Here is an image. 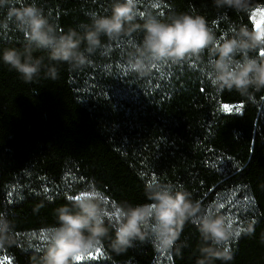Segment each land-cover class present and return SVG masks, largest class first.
Instances as JSON below:
<instances>
[{"label": "trees", "instance_id": "1", "mask_svg": "<svg viewBox=\"0 0 264 264\" xmlns=\"http://www.w3.org/2000/svg\"><path fill=\"white\" fill-rule=\"evenodd\" d=\"M25 2H35L57 31L82 32L94 14H110L113 0ZM257 6L264 0H249L242 13L216 9L213 0L137 2L138 13L165 21L179 13L202 15L218 37L231 27L252 29ZM6 13L0 8V50L22 48L24 36ZM141 38L101 36L107 49L80 68L57 65L56 81L41 74L25 83L0 61V213L13 225V242L0 248L4 264H32L44 244L30 236L55 226L54 210L81 190H97L114 215L126 204L147 202L146 186L154 182L191 193L204 211L240 230L227 242L233 258L215 264H264V90L241 96L214 88L207 51L141 76L126 56ZM34 55L49 63L47 52ZM250 228L251 234L243 231ZM184 242L179 254L150 241L117 253L105 238L101 258L75 264H196L195 223L184 225L178 245Z\"/></svg>", "mask_w": 264, "mask_h": 264}, {"label": "clouds", "instance_id": "2", "mask_svg": "<svg viewBox=\"0 0 264 264\" xmlns=\"http://www.w3.org/2000/svg\"><path fill=\"white\" fill-rule=\"evenodd\" d=\"M137 2L113 0L110 14H94L91 23L82 26V32L75 29L63 32L57 31L35 2L0 0V8L7 9L6 21L12 22L25 41L22 48L0 50V61L25 83L38 81L41 74L56 81L57 65L80 68L90 62L97 50H106L101 36L114 41L140 33L142 38L126 53L127 65L134 73L144 76L160 63L200 59L207 51V68L214 88L235 91L241 96H251L252 90H264V27H231L218 37L202 15L179 13L165 21L138 13ZM213 2L216 9L237 13L249 10V0ZM138 16L142 23L138 22ZM7 26L5 23L4 27ZM37 51L47 52L49 63H45L43 56L34 55ZM145 194L147 202L126 204L113 215L103 206L97 190H81L54 210L57 224L44 232V245L34 250L32 264H75L105 238L110 239L111 248L117 253L136 242L150 241L157 250L175 248L179 254L181 248L188 246L186 242L178 245L187 222L196 224L201 241L196 264H215L217 260L227 262L233 258L227 242L239 236L240 230L226 223L223 216L204 211L191 193L172 184H148ZM243 231L251 234L254 229ZM12 242V222L0 213V248Z\"/></svg>", "mask_w": 264, "mask_h": 264}, {"label": "rangeland", "instance_id": "3", "mask_svg": "<svg viewBox=\"0 0 264 264\" xmlns=\"http://www.w3.org/2000/svg\"><path fill=\"white\" fill-rule=\"evenodd\" d=\"M261 13H264V7H262V6H257L255 8H253L252 12H251L252 21L254 23V26L256 25L257 28H259L260 25H261V27H264V20L261 19ZM45 231L46 230H40L39 232L32 234L30 237L32 239H34L35 242H37L39 244H44L42 236H43ZM97 248L99 249V252L96 251ZM90 252H91V256L86 254L85 256H83L82 259L77 260V261L94 260V259H99L103 256V253H102V251L98 245L94 249L90 250ZM0 264H4L2 259H0Z\"/></svg>", "mask_w": 264, "mask_h": 264}, {"label": "snow or ice", "instance_id": "4", "mask_svg": "<svg viewBox=\"0 0 264 264\" xmlns=\"http://www.w3.org/2000/svg\"><path fill=\"white\" fill-rule=\"evenodd\" d=\"M261 19L264 20V13H261ZM223 110H225V111H231V108L228 105H224L223 106ZM237 110H239V108H237ZM221 206H223V205H221ZM96 251L99 252V249L97 248ZM88 255L91 256V252H89ZM82 258L83 257H80V258H78V260H80Z\"/></svg>", "mask_w": 264, "mask_h": 264}]
</instances>
